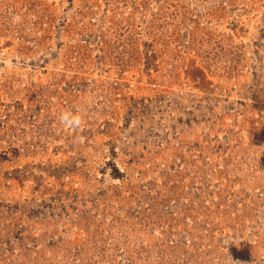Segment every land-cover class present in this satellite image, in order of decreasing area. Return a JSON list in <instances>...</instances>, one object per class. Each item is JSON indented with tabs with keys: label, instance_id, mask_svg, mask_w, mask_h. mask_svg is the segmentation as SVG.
Here are the masks:
<instances>
[{
	"label": "rangeland",
	"instance_id": "1",
	"mask_svg": "<svg viewBox=\"0 0 264 264\" xmlns=\"http://www.w3.org/2000/svg\"><path fill=\"white\" fill-rule=\"evenodd\" d=\"M0 264H264V0H0Z\"/></svg>",
	"mask_w": 264,
	"mask_h": 264
},
{
	"label": "clouds",
	"instance_id": "2",
	"mask_svg": "<svg viewBox=\"0 0 264 264\" xmlns=\"http://www.w3.org/2000/svg\"><path fill=\"white\" fill-rule=\"evenodd\" d=\"M60 123L65 127L76 128L80 126L81 117L70 111H62L59 117Z\"/></svg>",
	"mask_w": 264,
	"mask_h": 264
}]
</instances>
